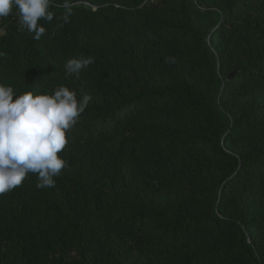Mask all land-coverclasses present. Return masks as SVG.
I'll return each mask as SVG.
<instances>
[{
	"label": "trees",
	"instance_id": "16d2710c",
	"mask_svg": "<svg viewBox=\"0 0 264 264\" xmlns=\"http://www.w3.org/2000/svg\"><path fill=\"white\" fill-rule=\"evenodd\" d=\"M63 2L0 19V83L91 97L55 186L0 195V264H264V0Z\"/></svg>",
	"mask_w": 264,
	"mask_h": 264
},
{
	"label": "clouds",
	"instance_id": "9594fccd",
	"mask_svg": "<svg viewBox=\"0 0 264 264\" xmlns=\"http://www.w3.org/2000/svg\"><path fill=\"white\" fill-rule=\"evenodd\" d=\"M52 0H0V19L18 17V25L40 39L46 29L39 21L51 22ZM63 22L68 23L73 4L64 0ZM5 54L0 52V57ZM92 57L69 59L65 74L78 75L93 63ZM170 62H175L171 59ZM91 97L77 99L66 86L52 94H17L10 85L0 83V195L20 186L29 173H37L38 188L54 187V177L61 174L67 162L58 153L69 142L66 132L78 121Z\"/></svg>",
	"mask_w": 264,
	"mask_h": 264
},
{
	"label": "rangeland",
	"instance_id": "374dc122",
	"mask_svg": "<svg viewBox=\"0 0 264 264\" xmlns=\"http://www.w3.org/2000/svg\"><path fill=\"white\" fill-rule=\"evenodd\" d=\"M0 23H1V20H0ZM0 31H2V27H1V24H0Z\"/></svg>",
	"mask_w": 264,
	"mask_h": 264
},
{
	"label": "water",
	"instance_id": "95a60500",
	"mask_svg": "<svg viewBox=\"0 0 264 264\" xmlns=\"http://www.w3.org/2000/svg\"><path fill=\"white\" fill-rule=\"evenodd\" d=\"M230 76V75H229Z\"/></svg>",
	"mask_w": 264,
	"mask_h": 264
}]
</instances>
